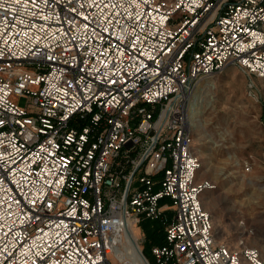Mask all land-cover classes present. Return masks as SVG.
Listing matches in <instances>:
<instances>
[{"label":"built area","instance_id":"1","mask_svg":"<svg viewBox=\"0 0 264 264\" xmlns=\"http://www.w3.org/2000/svg\"><path fill=\"white\" fill-rule=\"evenodd\" d=\"M228 66L264 79V0H0V264H114L145 219L149 264H264L197 175L191 97Z\"/></svg>","mask_w":264,"mask_h":264},{"label":"rangeland","instance_id":"2","mask_svg":"<svg viewBox=\"0 0 264 264\" xmlns=\"http://www.w3.org/2000/svg\"><path fill=\"white\" fill-rule=\"evenodd\" d=\"M202 80H210L212 85L202 93L196 105L198 123L191 126L194 145L201 157L198 179H209L214 184L203 193L205 207L212 215L218 240L239 243L243 238L248 244L262 246L264 79L237 66H228ZM250 81L255 96L248 93ZM13 99L20 106L27 104L24 96ZM162 202L172 203L169 198ZM157 222L143 220L138 233L150 260L154 244L151 228ZM158 230L161 236V228ZM124 262L113 260L114 264Z\"/></svg>","mask_w":264,"mask_h":264},{"label":"bare ground","instance_id":"3","mask_svg":"<svg viewBox=\"0 0 264 264\" xmlns=\"http://www.w3.org/2000/svg\"><path fill=\"white\" fill-rule=\"evenodd\" d=\"M208 85H212V81L199 80L193 92L189 105V119L191 125L198 123L196 105L198 102L200 103V97ZM199 170L197 175H199ZM138 233L139 228L132 224V221H129L126 228L124 242L115 250V255L118 261H125L124 264H149L145 255L141 251V245L138 244Z\"/></svg>","mask_w":264,"mask_h":264},{"label":"trees","instance_id":"4","mask_svg":"<svg viewBox=\"0 0 264 264\" xmlns=\"http://www.w3.org/2000/svg\"><path fill=\"white\" fill-rule=\"evenodd\" d=\"M163 225L158 221L156 224L152 225L151 234L153 243H162V237L158 235L159 228H162ZM146 255V254H145Z\"/></svg>","mask_w":264,"mask_h":264},{"label":"crops","instance_id":"5","mask_svg":"<svg viewBox=\"0 0 264 264\" xmlns=\"http://www.w3.org/2000/svg\"><path fill=\"white\" fill-rule=\"evenodd\" d=\"M161 237H162V234H161Z\"/></svg>","mask_w":264,"mask_h":264}]
</instances>
